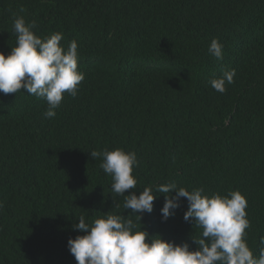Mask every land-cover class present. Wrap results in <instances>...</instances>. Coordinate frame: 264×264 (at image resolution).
<instances>
[{"label": "trees", "instance_id": "obj_1", "mask_svg": "<svg viewBox=\"0 0 264 264\" xmlns=\"http://www.w3.org/2000/svg\"><path fill=\"white\" fill-rule=\"evenodd\" d=\"M24 9L23 12L20 10ZM35 35L77 42L84 80L56 116L24 89L0 92V264H77L68 240L83 215L132 219L167 242L202 238L187 198L163 221L162 193L140 223L125 196L175 184L247 200L245 240L264 248V0H0V52L16 46L14 17ZM223 45V59L208 49ZM235 69L219 93L210 81ZM135 152V189L112 191L92 151ZM172 195H175L173 192ZM139 215V214H138ZM206 239V238H205ZM147 242V241H146Z\"/></svg>", "mask_w": 264, "mask_h": 264}, {"label": "clouds", "instance_id": "obj_2", "mask_svg": "<svg viewBox=\"0 0 264 264\" xmlns=\"http://www.w3.org/2000/svg\"><path fill=\"white\" fill-rule=\"evenodd\" d=\"M13 27L17 34L16 46L7 56L0 52V92L16 94L24 89L30 95L45 99L48 103L45 117L53 118L64 94L75 97L78 85L85 78L78 71L77 42L71 41L65 50L60 44L62 33L41 38L33 32L35 22L26 23L20 15L14 17ZM208 51L217 60L223 59V45L218 39L211 41ZM235 75V69L225 71L220 78L210 81L212 88L224 93L225 85L232 84ZM90 156L103 158L100 168L112 176L114 193L125 196V192L136 188L135 152L92 151ZM203 192V188L189 192L175 184H166L157 186L155 191L147 187L138 196L132 191L125 196L124 203V208L130 209L140 223L144 213H152L155 193L165 194L161 214L163 221H167L180 207V198H187L184 220H194L202 228V238L193 239L197 245L195 251L187 243L176 245L158 235L150 237L147 231L136 230L132 219L107 213L91 224L85 222L83 215L79 217L74 228L84 235L68 240L69 252L77 264H264V248L259 258H254L245 240V230L250 227L245 196L239 191L224 197L219 194L209 197ZM3 207L4 203L0 202V208ZM261 243L264 244V239Z\"/></svg>", "mask_w": 264, "mask_h": 264}]
</instances>
